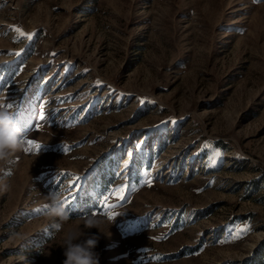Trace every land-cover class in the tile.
<instances>
[{
	"label": "rangeland",
	"instance_id": "1",
	"mask_svg": "<svg viewBox=\"0 0 264 264\" xmlns=\"http://www.w3.org/2000/svg\"><path fill=\"white\" fill-rule=\"evenodd\" d=\"M0 102L41 145L0 163V264H63L70 229L99 264L264 247V0H0ZM77 176L57 231L42 205Z\"/></svg>",
	"mask_w": 264,
	"mask_h": 264
},
{
	"label": "clouds",
	"instance_id": "2",
	"mask_svg": "<svg viewBox=\"0 0 264 264\" xmlns=\"http://www.w3.org/2000/svg\"><path fill=\"white\" fill-rule=\"evenodd\" d=\"M21 136L22 130L17 124L15 113L0 102V163L10 162L14 153L24 147ZM0 184L5 189L8 187L7 184H3V178H0ZM42 208L49 218H58L59 222L53 224L57 231L62 229V222L69 220L70 212L59 192H50L48 202L44 203ZM82 219L89 229L99 230L102 223L94 215H88ZM81 236L79 229H70L65 233L62 244L65 257L63 264H99V255L95 251L99 237L91 234L82 240Z\"/></svg>",
	"mask_w": 264,
	"mask_h": 264
},
{
	"label": "snow or ice",
	"instance_id": "3",
	"mask_svg": "<svg viewBox=\"0 0 264 264\" xmlns=\"http://www.w3.org/2000/svg\"><path fill=\"white\" fill-rule=\"evenodd\" d=\"M254 2H257L259 3L260 0H254ZM13 30L18 34L19 37H25L27 39H31L32 38V35L33 34H30V33H25L21 28L19 27H14ZM15 55H20L19 52H16ZM99 83V82H97ZM8 108H13L14 105L12 103H9L6 105ZM39 119L41 121H43L45 119V113H44V110H43V106L41 105L40 106V111H39ZM174 122V121H173ZM21 142L23 144H27V147L24 149L26 152H29L31 153L34 149L35 150H40L41 149V145H39L38 143H36L34 140H26V139H22ZM65 151H67V148H65ZM221 154L219 152H216L214 154L215 157H219ZM213 163H215V160L213 159ZM81 178L80 177H74V184L69 186V197L65 199L64 203L66 205L67 208H69V205L71 204L72 200L75 198L74 197V194L72 192V188L73 187H78L79 185V180ZM146 183H148V185L150 186L151 185V181H146ZM125 188H120V189H117L116 190V194L120 197V198H123V195H124V192H125ZM105 199V202L107 201V197L104 198ZM37 212L41 211V209H36ZM112 216L109 215V219H111ZM248 231H250V228L248 226H245L243 228H240L237 230V234L235 237H233L234 239L235 238H238L240 236L241 233H247ZM158 239V238H157Z\"/></svg>",
	"mask_w": 264,
	"mask_h": 264
},
{
	"label": "trees",
	"instance_id": "4",
	"mask_svg": "<svg viewBox=\"0 0 264 264\" xmlns=\"http://www.w3.org/2000/svg\"><path fill=\"white\" fill-rule=\"evenodd\" d=\"M264 247H261L257 250V255L253 258L251 264H264Z\"/></svg>",
	"mask_w": 264,
	"mask_h": 264
}]
</instances>
